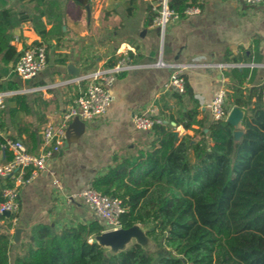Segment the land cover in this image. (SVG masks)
<instances>
[{"label":"crops","instance_id":"1","mask_svg":"<svg viewBox=\"0 0 264 264\" xmlns=\"http://www.w3.org/2000/svg\"><path fill=\"white\" fill-rule=\"evenodd\" d=\"M171 1L179 17L161 27L153 19L146 22L150 0H86L88 8L79 0H0V9L27 15L20 23L6 27L12 34L14 54L6 61L4 50L0 52V89L8 92L0 109V125L30 152L44 149L41 129L47 123H59L61 112L90 82L86 77L89 72L111 65L125 52L133 64L115 75L106 112L85 121L81 131L71 127L68 134L65 132L48 166L33 171L20 186L17 221L9 230L10 264L36 223H50L59 229L93 219L105 222L80 196L67 202L54 188L52 178L58 177L64 193H77L91 185L115 158L147 147L152 129L137 128L131 120L133 113L152 108L176 136L189 132L168 120L177 104L172 97L175 91L165 85L177 66L184 65L185 81L200 109L208 114L205 104L219 88L226 92L235 82L230 76L232 68L249 69L244 87L264 85V3ZM189 4L198 5L200 11L184 14ZM37 10H41L45 36L31 20ZM35 43L45 46L46 63L35 76L23 79L16 73L15 63L22 50ZM158 60L168 64L155 65ZM15 96L21 99L17 101ZM240 120L236 124L242 130ZM71 123L72 119L68 125ZM7 151L1 143L0 162L9 160L11 151ZM3 183L0 178V187ZM2 216L7 217L0 214V226Z\"/></svg>","mask_w":264,"mask_h":264},{"label":"trees","instance_id":"2","mask_svg":"<svg viewBox=\"0 0 264 264\" xmlns=\"http://www.w3.org/2000/svg\"><path fill=\"white\" fill-rule=\"evenodd\" d=\"M168 6L174 8L171 0ZM147 9L149 23L156 11ZM40 13L31 20L45 36ZM25 18L23 11L0 9V52L6 61L14 54L6 27ZM248 74V68H232L235 82L225 92L227 106L243 111L238 138L239 127L200 109L185 81L183 92H172L177 107L168 120L189 132L176 136L168 123L155 124L147 147L115 158L91 182L121 200L122 227L141 224L165 254L154 257L134 242L105 258V247L94 240L105 222L93 219L59 229L34 224L12 264H264V85L244 87ZM2 217L0 264H10L11 216Z\"/></svg>","mask_w":264,"mask_h":264},{"label":"built area","instance_id":"3","mask_svg":"<svg viewBox=\"0 0 264 264\" xmlns=\"http://www.w3.org/2000/svg\"><path fill=\"white\" fill-rule=\"evenodd\" d=\"M152 9L156 11L153 21L161 27L170 19L179 17L175 9L168 6V0H150ZM250 5H259L264 0H241ZM200 7L195 4H189L184 7V14L198 13ZM46 63L45 46L41 43L27 45L20 53L16 63L15 71L23 79L36 75V73ZM155 65H167L162 60H158ZM133 65L127 53L121 54L111 65L98 68L89 72L86 77L90 82L84 88L82 93L77 96L66 109L60 114L59 123H47L41 129L42 143L44 149L39 153H33L26 149L23 142L18 138H13L5 133L0 125V136L3 139L2 145L9 149L12 157L4 162H0V178L7 179L9 183H3L0 187V214L3 211H9L11 222L17 221L18 192L20 186L26 183L33 171L45 168L53 151H57L63 142L67 125L71 119L77 117L82 121H90L103 115L111 101L109 86L115 75ZM184 65L177 66L170 74L166 88L177 92H183L185 89V77L182 73ZM8 92L0 89V109L4 107ZM213 119L227 118L231 108L227 106L225 89L219 88L213 97L205 104ZM131 120L139 129L149 130L162 122L160 116L154 115L151 108H147L142 113H133ZM30 172L27 173V169ZM52 172V171H51ZM52 184L56 190L62 192L63 198L69 202L76 196H80L100 218L105 221V229H115L121 227L120 217L125 211V206L118 197L111 196L89 185L77 193H64L62 184L58 177L53 176Z\"/></svg>","mask_w":264,"mask_h":264},{"label":"water","instance_id":"4","mask_svg":"<svg viewBox=\"0 0 264 264\" xmlns=\"http://www.w3.org/2000/svg\"><path fill=\"white\" fill-rule=\"evenodd\" d=\"M79 1L83 2L85 4V7L88 8V4L85 2L86 0ZM242 112L243 111L239 107L234 106L232 107L226 119L237 126L236 123L241 118ZM71 124L72 125H68L66 134H68V131L71 127L81 131L85 125L84 121L77 117H74L72 119ZM240 134L241 130L236 129L234 132L235 137L238 138ZM2 214L6 216L10 215L9 211H3ZM143 227L141 224L135 223L129 227L121 226L115 229L103 230L102 232L94 236V240L101 244L103 247H108V252L111 254L128 248V246L134 242L139 243L143 248H147L149 245L155 243L149 239V237L146 235V228Z\"/></svg>","mask_w":264,"mask_h":264},{"label":"rangeland","instance_id":"5","mask_svg":"<svg viewBox=\"0 0 264 264\" xmlns=\"http://www.w3.org/2000/svg\"><path fill=\"white\" fill-rule=\"evenodd\" d=\"M143 227V226H142ZM144 228V227H143ZM134 239V238H133ZM134 241V240H133ZM147 252L154 255V257H158L159 255L165 254L166 249L160 247L158 244H151L147 248H144ZM111 253L108 252V248H105V258H107Z\"/></svg>","mask_w":264,"mask_h":264},{"label":"bare ground","instance_id":"6","mask_svg":"<svg viewBox=\"0 0 264 264\" xmlns=\"http://www.w3.org/2000/svg\"><path fill=\"white\" fill-rule=\"evenodd\" d=\"M106 248V247H105ZM108 248V247H107Z\"/></svg>","mask_w":264,"mask_h":264}]
</instances>
